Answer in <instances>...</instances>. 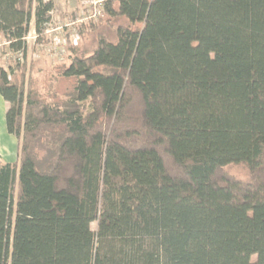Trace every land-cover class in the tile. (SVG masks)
Here are the masks:
<instances>
[{
    "label": "trees",
    "instance_id": "trees-1",
    "mask_svg": "<svg viewBox=\"0 0 264 264\" xmlns=\"http://www.w3.org/2000/svg\"><path fill=\"white\" fill-rule=\"evenodd\" d=\"M53 9L0 0L18 56L0 97L21 141L0 156V264H264V0H104L67 39L72 90L49 103L16 79L30 22L43 40ZM118 18L115 41L79 55Z\"/></svg>",
    "mask_w": 264,
    "mask_h": 264
},
{
    "label": "rangeland",
    "instance_id": "rangeland-1",
    "mask_svg": "<svg viewBox=\"0 0 264 264\" xmlns=\"http://www.w3.org/2000/svg\"><path fill=\"white\" fill-rule=\"evenodd\" d=\"M54 9L52 11V18L50 25L46 26L48 34L43 35V40L38 39L33 34V21L29 24V33L25 37V53L27 61L24 63V76L20 81V75L17 74L16 82L22 85L24 96L28 93H36L41 96V99L49 103L59 102L61 99H66L63 96L72 90V80H63L60 78L59 68L56 66L58 61L63 57L62 51L67 39H72L76 26H67L75 17H79L81 11L89 2L100 0H51ZM118 26L126 27L127 22L123 18H118L111 21L102 22L94 31H85L80 40L82 46L80 54L82 56L90 55L96 47L97 36H103L107 41H115L116 29ZM61 27L60 30L56 28ZM134 29L135 27H132ZM54 29V30H53ZM98 34V35H97ZM18 56L7 54L0 39V65L4 68L14 65L15 59ZM22 68V67H20ZM51 69V73L48 70ZM53 70V71H52ZM21 82V83H20ZM20 85V86H21ZM56 99H51V98ZM4 101L0 98V147H7L9 144L10 155L3 157V162H13L17 159L18 148L21 146V141L2 130L4 124ZM2 133V134H1ZM10 139V140H8ZM10 141V142H8ZM20 145V146H19ZM38 159L44 160L48 158L46 150L37 151ZM224 173L233 179L245 180L248 177L247 170L241 165H231L225 168ZM91 229L95 230V223L91 224Z\"/></svg>",
    "mask_w": 264,
    "mask_h": 264
},
{
    "label": "built area",
    "instance_id": "built-area-1",
    "mask_svg": "<svg viewBox=\"0 0 264 264\" xmlns=\"http://www.w3.org/2000/svg\"><path fill=\"white\" fill-rule=\"evenodd\" d=\"M103 1L104 0L89 2V4L87 5V7H85L83 9V11H81L79 17H77V18L75 17L74 20H72L70 23L67 24V26H70V27L76 26V29L74 30V34L72 36V39H73L72 41L74 43L77 41V38H78V36H77L78 35L77 34V28H79L81 25H87L88 23L96 20L100 16V14L103 11ZM51 15H52V12H51ZM50 23L48 25H50ZM60 28L61 27H58V28H56V30L57 29L60 30ZM33 34H34V38H35L36 36H35L34 31H33ZM45 34H48V30H46V29L44 31V35ZM63 54H64V49H63L61 55H63Z\"/></svg>",
    "mask_w": 264,
    "mask_h": 264
},
{
    "label": "crops",
    "instance_id": "crops-1",
    "mask_svg": "<svg viewBox=\"0 0 264 264\" xmlns=\"http://www.w3.org/2000/svg\"><path fill=\"white\" fill-rule=\"evenodd\" d=\"M1 98V97H0ZM3 100V99H2ZM4 101V100H3ZM4 103H5V105H4V108H5V112H6V110H7V108H8V104L4 101ZM5 116V115H4ZM2 130H3V132L5 131L6 132V128H5V121H4V124L2 125ZM7 133V132H6ZM2 134V133H1ZM7 135L9 136V137H6V138H10V135L7 133ZM8 140H10V139H8ZM17 140V139H16ZM8 142H10V141H8ZM17 142H18V140H17ZM10 155V150H9V144H8V146L7 147H0V156H1V159L3 158V157H8ZM16 160V159H15ZM14 162V161H13ZM4 163H10V162H4Z\"/></svg>",
    "mask_w": 264,
    "mask_h": 264
}]
</instances>
